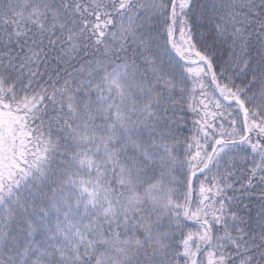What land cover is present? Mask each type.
Segmentation results:
<instances>
[{
  "label": "snow or ice",
  "instance_id": "1",
  "mask_svg": "<svg viewBox=\"0 0 264 264\" xmlns=\"http://www.w3.org/2000/svg\"><path fill=\"white\" fill-rule=\"evenodd\" d=\"M0 264H264V0H0Z\"/></svg>",
  "mask_w": 264,
  "mask_h": 264
}]
</instances>
